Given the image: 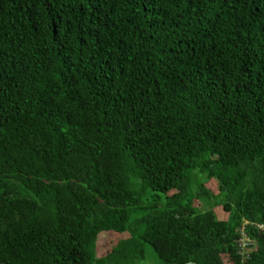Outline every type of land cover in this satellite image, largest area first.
Wrapping results in <instances>:
<instances>
[{
	"label": "trees",
	"instance_id": "trees-1",
	"mask_svg": "<svg viewBox=\"0 0 264 264\" xmlns=\"http://www.w3.org/2000/svg\"><path fill=\"white\" fill-rule=\"evenodd\" d=\"M103 233L264 264V0H0V264L124 258Z\"/></svg>",
	"mask_w": 264,
	"mask_h": 264
},
{
	"label": "rangeland",
	"instance_id": "rangeland-1",
	"mask_svg": "<svg viewBox=\"0 0 264 264\" xmlns=\"http://www.w3.org/2000/svg\"><path fill=\"white\" fill-rule=\"evenodd\" d=\"M203 189L205 193L210 197L211 203L218 197L217 187L214 181L202 182ZM193 207H195L199 212L207 210V206L202 204V202L194 200ZM214 215L219 220H224L227 218V214H224L221 207H215L213 210ZM130 239L128 234H115V233H103L101 234L96 242V256L101 257L110 253L117 245L123 244L122 247L125 249L124 258L119 259V261L105 260V264H163L157 257L153 249L148 245H139L137 250H132L131 245L127 244ZM122 249V248H121ZM142 252V253H141ZM251 252V250H247ZM142 254H144L142 256ZM223 262H227L226 257H222Z\"/></svg>",
	"mask_w": 264,
	"mask_h": 264
},
{
	"label": "built area",
	"instance_id": "built-area-1",
	"mask_svg": "<svg viewBox=\"0 0 264 264\" xmlns=\"http://www.w3.org/2000/svg\"><path fill=\"white\" fill-rule=\"evenodd\" d=\"M240 243H241L243 254H245V252H247V250L253 251L255 249L253 243L251 241H249L248 238H246L245 234H243V238L240 240Z\"/></svg>",
	"mask_w": 264,
	"mask_h": 264
}]
</instances>
